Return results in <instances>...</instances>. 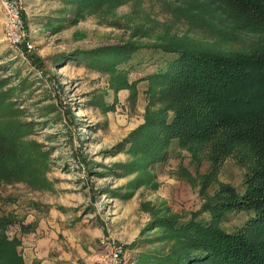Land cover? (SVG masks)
Returning a JSON list of instances; mask_svg holds the SVG:
<instances>
[{"label":"rangeland","instance_id":"obj_1","mask_svg":"<svg viewBox=\"0 0 264 264\" xmlns=\"http://www.w3.org/2000/svg\"><path fill=\"white\" fill-rule=\"evenodd\" d=\"M21 2L31 53L4 40L0 9L5 237L24 264H100L108 243L125 264L179 253L191 239L176 222L214 223L210 204L243 195L252 170L243 151L215 160L174 134L171 83L151 78L172 58L159 48L249 52L259 38L222 40L193 0ZM123 47L136 50L113 58ZM238 210L221 211L222 231L246 227L253 215Z\"/></svg>","mask_w":264,"mask_h":264},{"label":"trees","instance_id":"obj_2","mask_svg":"<svg viewBox=\"0 0 264 264\" xmlns=\"http://www.w3.org/2000/svg\"><path fill=\"white\" fill-rule=\"evenodd\" d=\"M194 1L196 11L222 25L217 31L222 40L251 35L260 41L249 52L228 53L175 41L172 47L159 48L172 58L165 70L151 78L171 83L165 97L175 104L172 124L178 138L185 144H210L209 158L215 160L243 151L252 173L245 177L243 195L232 191V198L210 204L211 225L195 219L183 225L176 222L191 241L179 253L156 257L152 264H264V0ZM135 50L123 47L112 57ZM9 140L0 135V177L4 178L13 173L8 165L14 160ZM236 208L253 216L243 230L222 231L218 226L221 211ZM2 224L0 264H24L14 242L5 237Z\"/></svg>","mask_w":264,"mask_h":264},{"label":"built area","instance_id":"obj_3","mask_svg":"<svg viewBox=\"0 0 264 264\" xmlns=\"http://www.w3.org/2000/svg\"><path fill=\"white\" fill-rule=\"evenodd\" d=\"M3 14V38L16 51L31 53L34 45L29 40L28 32L23 20V4L21 0H0ZM100 264H125L120 248L113 243L105 245L100 256Z\"/></svg>","mask_w":264,"mask_h":264}]
</instances>
